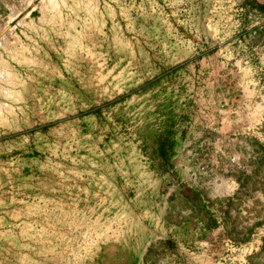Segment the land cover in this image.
<instances>
[{
	"label": "rangeland",
	"instance_id": "1",
	"mask_svg": "<svg viewBox=\"0 0 264 264\" xmlns=\"http://www.w3.org/2000/svg\"><path fill=\"white\" fill-rule=\"evenodd\" d=\"M256 3L0 0V264H264Z\"/></svg>",
	"mask_w": 264,
	"mask_h": 264
},
{
	"label": "crops",
	"instance_id": "2",
	"mask_svg": "<svg viewBox=\"0 0 264 264\" xmlns=\"http://www.w3.org/2000/svg\"><path fill=\"white\" fill-rule=\"evenodd\" d=\"M230 71H231V69H230ZM201 143H206L207 145H210V144H211V142L207 140L206 142H201V141H199V143H196V145L199 144V146H200ZM180 145H181V146H180L181 148H184V147H186V146H189V143H188V142H181Z\"/></svg>",
	"mask_w": 264,
	"mask_h": 264
},
{
	"label": "trees",
	"instance_id": "3",
	"mask_svg": "<svg viewBox=\"0 0 264 264\" xmlns=\"http://www.w3.org/2000/svg\"><path fill=\"white\" fill-rule=\"evenodd\" d=\"M254 6L258 7L262 12H264V4H261V3H256V4H253Z\"/></svg>",
	"mask_w": 264,
	"mask_h": 264
},
{
	"label": "water",
	"instance_id": "4",
	"mask_svg": "<svg viewBox=\"0 0 264 264\" xmlns=\"http://www.w3.org/2000/svg\"><path fill=\"white\" fill-rule=\"evenodd\" d=\"M256 1H258L259 3L264 4V0H256Z\"/></svg>",
	"mask_w": 264,
	"mask_h": 264
},
{
	"label": "bare ground",
	"instance_id": "5",
	"mask_svg": "<svg viewBox=\"0 0 264 264\" xmlns=\"http://www.w3.org/2000/svg\"><path fill=\"white\" fill-rule=\"evenodd\" d=\"M1 29V28H0ZM14 37V36H13ZM4 38V37H3ZM16 39V38H15Z\"/></svg>",
	"mask_w": 264,
	"mask_h": 264
}]
</instances>
